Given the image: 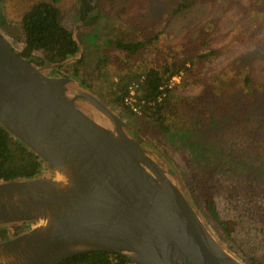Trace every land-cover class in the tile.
I'll use <instances>...</instances> for the list:
<instances>
[{
  "label": "water",
  "instance_id": "obj_1",
  "mask_svg": "<svg viewBox=\"0 0 264 264\" xmlns=\"http://www.w3.org/2000/svg\"><path fill=\"white\" fill-rule=\"evenodd\" d=\"M48 70L0 33V125L50 173L0 181V225L29 226L0 242V264L95 252L132 264H243L190 205L171 163L94 94Z\"/></svg>",
  "mask_w": 264,
  "mask_h": 264
},
{
  "label": "trees",
  "instance_id": "obj_2",
  "mask_svg": "<svg viewBox=\"0 0 264 264\" xmlns=\"http://www.w3.org/2000/svg\"><path fill=\"white\" fill-rule=\"evenodd\" d=\"M132 1L78 0L79 17L84 24L97 23L100 20L105 25L104 20L112 16L111 13L115 12L118 16L126 14L128 5ZM209 1L211 0H183L178 9L183 10ZM5 23V18L0 16V24ZM158 33L160 32L153 33L149 37L143 35L141 40L128 38L127 35L111 38L103 27V37L99 39L101 49L117 51L116 60L122 55L124 61L121 67L126 70L124 75L119 74L114 84L115 89L109 88L111 102L116 107L123 108L127 87L139 76L132 71L127 72L130 59L145 53L153 41L158 39ZM18 40L21 47L13 49L19 56L38 68H48L53 76L70 79L94 94L80 78L78 64L83 62L70 63L80 49L73 33L62 25L61 11L56 5V0L38 1L23 14ZM185 51L187 48L181 47L180 52L155 59L143 71L144 79L138 91L139 102L145 103L141 118L156 123L162 132L170 134L175 147L178 145L182 150L188 148L195 160L200 158L205 165H209L208 176L205 179L208 180L207 182L213 181L214 185L210 187L212 190L224 188V205L227 212L231 210L234 215L230 219L222 218L212 193L195 195V192L199 193L201 189L195 187L197 180L194 179V183L188 184L185 183L184 176L179 175L182 183L186 185L184 195L205 222H208V219L214 222L216 228H213L209 222L206 224L243 264H259L251 255L250 260L247 261V253L244 251L246 258H243L233 246L236 244L244 246L251 251L250 254L256 253V249H264V185H261L264 184V83L254 79L250 65L242 64L241 67H237L232 76V98L227 104H223L226 113L220 114L216 109H221L219 105L225 84L221 83L219 77H202L201 71V66L215 58L216 53L200 48L187 57L183 53ZM183 56L186 58L183 59ZM110 59V53H103L96 66L97 70L102 71ZM61 71H64L63 74ZM179 72H183L180 84L174 88L169 87V81ZM197 78L212 81V84L208 83L209 85L204 88V94L197 103L204 109L199 111L194 107L190 109L192 113L187 120H183L182 127L178 128L177 132L170 133L169 124L171 120H175L176 103L188 105L182 97L177 98L179 90L181 87L195 83ZM94 95L102 101L96 94ZM220 95L221 98L218 97ZM159 97H162L160 102ZM214 101H216L215 105H213ZM206 138L208 141L203 144L202 139L206 140ZM208 142L214 143L217 148L207 147ZM143 147L167 162H172L164 153L161 155L153 151L151 149L153 145L144 143ZM219 147L232 150L229 155L238 156L239 160L234 161L220 156ZM174 168L169 167L170 173H176ZM44 171L49 172L42 160L0 125V181L36 178L44 176ZM258 187H261L259 192H257ZM197 195L203 200V208L197 207ZM28 228V225H0V242L20 235ZM241 236L244 238L241 239ZM58 264L132 263L121 255L95 252L80 254Z\"/></svg>",
  "mask_w": 264,
  "mask_h": 264
},
{
  "label": "rangeland",
  "instance_id": "obj_3",
  "mask_svg": "<svg viewBox=\"0 0 264 264\" xmlns=\"http://www.w3.org/2000/svg\"><path fill=\"white\" fill-rule=\"evenodd\" d=\"M38 1L42 0H0V16H3L6 21L4 25L0 24V33L14 49L21 47L18 40L21 17ZM182 2L183 0H133L129 3L126 14L118 16L115 12L111 13L112 16L104 20L105 25L100 20L97 23L84 24L79 17L78 0H56V5L61 11L62 25L73 33L79 45L80 51L70 63L83 62L78 64L80 78L143 139L144 143L153 145V148L151 147L153 151L161 155L164 153L173 162L170 163L175 167L176 173L184 176L185 183L191 184L194 183V179L197 180L195 187L198 186L201 189L199 193L195 192V195L196 193L200 195L212 193L220 216L230 219L234 214L231 210L227 212L224 205V188L212 190L213 181L207 182L208 180L205 179L208 176L209 165H205L200 158L195 160L188 148L182 150L178 148V145L175 147L170 134L162 132L156 123L142 119V115L132 114L124 105H122L123 108H119L111 102L109 88L115 89L114 84L119 74L124 75L126 70L121 67L124 61H122V55L116 60L117 51L101 49L99 39L103 37V27L111 38L127 35L128 38L141 40L143 35L149 37L153 33L160 32L158 39L153 41L145 53L130 59L126 68L127 72L132 71L139 75L131 82L137 81L155 59L180 52L181 47L187 48V51L183 52L187 57L200 48L205 51H214L216 57L201 66V71L202 77H219L221 83L225 84L223 97L218 96L222 97L219 105L221 109H216L220 114L225 111L223 104H227L232 98V76L237 67H241L242 64L250 65L254 79L264 83V0H211L179 10L178 7ZM103 53H110L111 59L100 71L96 66ZM185 56L183 59L186 58ZM61 72L63 74L64 71ZM178 75L180 78L171 86L173 88L180 84L183 72H179ZM208 83L212 84V81L197 78L196 82L190 86L180 88L177 98L182 97L188 105L176 103L175 120H171L169 124L171 125L170 133H175L182 127L183 120H187L192 113L190 109L193 107L197 111L204 109L197 103L201 100L203 90L209 85ZM202 140L204 144L208 138ZM206 146L214 148L215 144L208 142ZM219 150L220 156L234 161L239 160L238 156L229 155L232 150L224 147L222 149L219 147ZM43 174L50 173L44 171ZM260 189L261 187H258L257 192ZM197 198V207L203 208L202 198L198 195ZM203 214L205 215L204 212ZM208 222L216 228L211 219H208ZM243 238L241 236V239ZM230 246L232 248V243ZM233 247L243 258L247 257V261L250 260L251 255L259 264H264V249L255 248L256 253L250 254L251 251L244 246L236 244ZM244 251L247 253L246 257Z\"/></svg>",
  "mask_w": 264,
  "mask_h": 264
},
{
  "label": "built area",
  "instance_id": "obj_4",
  "mask_svg": "<svg viewBox=\"0 0 264 264\" xmlns=\"http://www.w3.org/2000/svg\"><path fill=\"white\" fill-rule=\"evenodd\" d=\"M179 75H175L172 77V79L169 81L168 86L171 87L174 82H178ZM144 76H140V78L137 81L131 82V84L127 87V93L123 98V105L134 115L141 116L143 115V109L145 104L143 101L138 100V91L140 88V84L143 82ZM164 96V95H163ZM162 96V97H163ZM162 97L158 98V101L160 102Z\"/></svg>",
  "mask_w": 264,
  "mask_h": 264
},
{
  "label": "flooded vegetation",
  "instance_id": "obj_5",
  "mask_svg": "<svg viewBox=\"0 0 264 264\" xmlns=\"http://www.w3.org/2000/svg\"><path fill=\"white\" fill-rule=\"evenodd\" d=\"M48 73L50 74V75H52L53 73H50L49 72V70H48ZM49 76V75H48ZM51 77H59V76H51ZM82 101V100H81ZM126 124V123H125ZM126 126L128 127V133L131 135V136H136V135H138V134H136L135 132H134V130L133 129H131L127 124H126Z\"/></svg>",
  "mask_w": 264,
  "mask_h": 264
}]
</instances>
